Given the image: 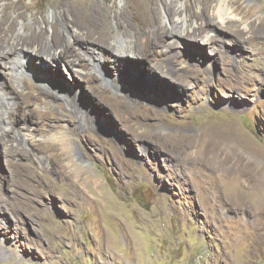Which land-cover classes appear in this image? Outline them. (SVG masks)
I'll return each mask as SVG.
<instances>
[{"label": "rangeland", "instance_id": "1", "mask_svg": "<svg viewBox=\"0 0 264 264\" xmlns=\"http://www.w3.org/2000/svg\"><path fill=\"white\" fill-rule=\"evenodd\" d=\"M22 1L28 22L54 10L70 22L78 18L80 38L97 47L131 26L143 36L165 34L162 47L173 45L178 64L169 74L149 71L142 82L132 65L96 53V66L76 78L66 73L69 64L25 56L27 73L12 76L0 61V108L16 117L11 141L0 138V264H264V41L255 36L263 25L241 35L235 23L209 33L218 20L198 21L204 7L194 0H181L175 17L205 33L161 23L164 0ZM250 1L242 0L264 5ZM260 19L264 12L247 20ZM232 29L248 47L232 43ZM25 32L24 46H36ZM127 69L139 93L133 87L127 111L119 112L112 103L123 94L109 79ZM15 81L58 92L54 102L39 99L29 108L59 106L66 118L39 129Z\"/></svg>", "mask_w": 264, "mask_h": 264}, {"label": "bare ground", "instance_id": "2", "mask_svg": "<svg viewBox=\"0 0 264 264\" xmlns=\"http://www.w3.org/2000/svg\"><path fill=\"white\" fill-rule=\"evenodd\" d=\"M164 1H165L164 5L167 7L168 13L166 14L164 19H162V20L160 19L161 23H165V25L170 26L171 29L178 28L180 31H182L184 33L188 32V31L192 32V33H196L198 30L201 33L206 32L203 29L201 24H198V26L194 27L193 23L190 22V19H188L186 17H181V16H178L177 18L175 17L176 16L175 10H177L175 8H177L176 6L179 4V2H181V0H172L171 2H168V0H164ZM246 2H248V1H246ZM61 3L71 4V2L68 0H56V1H53L52 5L54 7H56V6L60 5ZM72 4H74V2ZM191 4L195 5V6H203L204 7L203 14H205V17L200 14L201 12H199V14L196 15L198 21L206 19L207 17L215 18L218 20L217 23H215V21H214L215 25H210V27L208 24H206V26L208 25L207 28L209 30L208 31L209 33H211V30H210L211 28H218V26L229 28L230 27L229 25H232V24L233 25L237 24V26H238L237 28L239 29L238 34H240V35L247 28L253 29V28L257 27L258 25H263V27H264V19H260L256 23H252V22L248 23V20H247L249 18V16L253 13H259V12L263 13L264 12L263 3H262V5H260V4L259 5H252L250 3V4H247V6H245L243 4L242 0H194L193 2H191ZM211 8H213L212 9L213 12H212L211 16H209L208 14L210 11L208 12V14L205 11L206 10L208 11ZM155 9H156V7H155ZM125 10H126V8H125ZM27 11H28V7L23 3L22 0H17V1L0 0V61H1V63H3L4 67L8 69L9 73L12 76H14L13 74H15L18 71H21V73H23V74L25 72L27 73L26 64H29L30 62L24 61L25 56H28L29 59L37 58L39 61H41V63H43L45 61H46L45 63H47L49 61L50 63L54 62L55 64H59V65H60V63H64V64H67V67L69 64V66L71 68L68 67L66 73H68L70 76H73V78L74 77L76 78V76H74V75L81 76L80 75L81 72L84 73V71H87V69L94 68V66H96V62L94 59L95 53L100 56L101 60H110V61H113L116 63L119 62V64H121L120 62L127 63V64H124L125 68H130V66L132 65L131 67L133 70L130 68L131 71H133V73H135L136 71L138 72V74L140 73L141 75H140L139 80H141V81L144 79L146 80V78H144V77L142 78V75H146L145 73H147L149 71H154L156 68H158L162 72H167L168 74L171 71L174 72V67L177 68L178 62L176 61L175 55L172 54V50H171L173 45L171 43L166 44L167 49H165V47L164 48L162 47V39H163L162 37L165 34L164 35H161L159 33L155 34L154 31H150L149 34L146 33L147 35L144 34V36H143L140 34L139 30H136V28L131 26V27L127 28L126 32L124 31L125 34H120V33L116 34L113 37L112 41L110 42V46H107V44L105 45V44L98 43L97 41H95L99 44V46L97 47L96 45L90 43V41L85 40V39H87V37L86 38H80V32H78V30L83 29L84 25L82 22L77 21L78 18H77V20L73 21L75 19L74 18L72 20L73 22H70L71 20L69 21L66 17L62 16L59 13H56V11L54 10L52 12H49L47 18L42 15L41 20L34 17L33 22L32 21L28 22ZM195 11H196V9H195ZM178 13H179V10H178ZM152 14H154V13L147 12V17L145 20L150 25H152V23L154 22V18L152 16ZM192 14H194V13H192ZM80 16H77V17H80ZM96 19H97V17H96ZM104 21H106V20H104ZM84 22H85V19H84ZM128 22H130V21H128ZM133 24H134V22L132 23V25ZM154 24H156V23H154ZM91 25H93V24H91ZM26 30H28L30 32L31 37L33 38L34 45H36V46H30V47L24 46V43H25L24 34L26 33L25 32ZM234 30L232 31L233 33L230 36V39H232L231 40L232 43L234 42V43H237L239 45L241 44V46L247 45L246 47H248L249 41L246 42V40L244 38H240L239 35L234 32ZM211 35H214V34H211ZM102 36H100V37H102ZM189 36H190V34H189ZM192 36L195 37V38H193L195 40L198 38V34H195ZM255 36L257 38L263 39V41H264V28H263V30L262 29L258 30L255 33ZM172 37L176 38L178 36L175 35ZM211 37L213 39H211ZM211 37H210V39L212 41L216 40V36H211ZM103 38H105V37H103ZM102 41H103V39H102ZM191 42H193V41H191ZM204 43L207 44L210 42L207 40ZM211 45L213 46V44H211ZM211 45H209V47ZM228 45H230V44H228ZM83 46L85 48H83ZM233 48H235V47H233ZM145 51L148 52L146 55L144 53ZM166 59L173 66L172 69L168 68V66L166 67L164 64H163V66L158 65V63L161 64L162 62H165ZM150 60H152L151 61L152 63L150 62ZM154 62H156V63H154ZM32 63H31V65L33 67H34V65L35 66L37 65V62H34V65ZM128 65H129V67H128ZM41 68L42 67L37 66V69L41 70L38 73L45 71V70H43L45 67L42 69ZM122 69H124V68H122ZM134 69L136 70L135 72H134ZM52 70H55V69L52 68ZM129 70L127 69L123 73L121 72L124 77H127V75H128L127 72H130ZM124 73L126 74V76ZM87 75H90V74H87ZM92 76H93V79H95V80L98 78V76H96L94 74ZM92 76H90L91 79H92ZM123 76L117 75V77H118L117 79H115V77H112L111 79H109V83H110L111 88L114 90H117L123 94V96L113 99V101L116 102L117 106H116V104L112 103V106L115 107L116 111H119V112L127 111L124 103L128 102V100H133V98H134V95L132 92L133 87L136 89V91H138V89L136 88V84L135 83L132 84V81L130 79L131 77L130 78L127 77V80L125 81ZM22 77L24 78V75ZM63 80H64L63 83H65L66 80L68 81L69 79L63 78ZM120 80H123L126 83V85H127V83H129V87L125 86ZM55 81H57V80H55ZM28 82L30 84H27V87H23L21 85V83H18L16 81L13 82L14 87H15V91H19L23 94V99L25 100L23 109L25 112H28L26 114H29L27 118H29V119H31V121L37 123L39 126V129H43L46 126H49V127L57 126L58 125L57 121H63L66 118V114L60 110L59 106H54L55 107L54 110L50 109L48 111L34 109L32 107L29 108V106L32 105L34 103V101L39 100V99H41V100L43 99V101L45 103L50 104L51 102H54L56 99H59V96L56 95L58 92L56 94H54L53 92H50L49 90H46L42 87H39L38 85L33 84L32 83L33 81L32 82L28 81ZM66 83H68V82H66ZM140 83L141 82H138V84H140ZM69 84H67V87H70ZM104 90H105L104 95H106L109 90L108 89H104ZM99 93H98V95H99ZM134 93H136V92L134 91ZM138 93H139V91H138ZM68 98H66V96H65L64 99L67 100ZM58 103H59V101H58ZM75 104H76V102H75ZM9 108H7V109H3V107L0 108V109H2V111L0 113V138H2V140H4L3 142H6V143L11 141V139L7 138L8 136L11 135V131L9 130V128H10L11 124L16 120V117L14 118L11 115H9V116L5 115V113H8L7 110ZM13 110L15 111L16 109H13ZM80 112H82V111H80ZM243 163H244V160H243ZM247 163H249V162H247Z\"/></svg>", "mask_w": 264, "mask_h": 264}]
</instances>
